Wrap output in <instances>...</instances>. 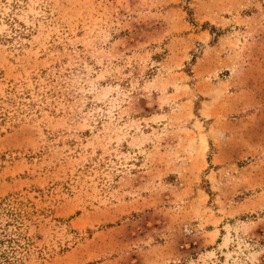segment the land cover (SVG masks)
<instances>
[{
	"label": "rangeland",
	"instance_id": "obj_1",
	"mask_svg": "<svg viewBox=\"0 0 264 264\" xmlns=\"http://www.w3.org/2000/svg\"><path fill=\"white\" fill-rule=\"evenodd\" d=\"M0 264H264V0H0Z\"/></svg>",
	"mask_w": 264,
	"mask_h": 264
}]
</instances>
